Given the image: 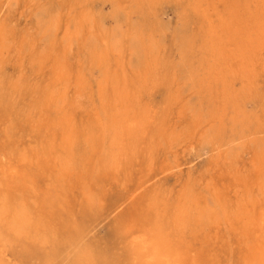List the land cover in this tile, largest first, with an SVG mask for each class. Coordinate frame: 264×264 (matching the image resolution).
I'll return each instance as SVG.
<instances>
[{
  "label": "bare ground",
  "instance_id": "obj_1",
  "mask_svg": "<svg viewBox=\"0 0 264 264\" xmlns=\"http://www.w3.org/2000/svg\"><path fill=\"white\" fill-rule=\"evenodd\" d=\"M94 1L0 0V264H264V0H175L172 34L159 0H108L111 29ZM183 148L203 172L165 189Z\"/></svg>",
  "mask_w": 264,
  "mask_h": 264
},
{
  "label": "rangeland",
  "instance_id": "obj_2",
  "mask_svg": "<svg viewBox=\"0 0 264 264\" xmlns=\"http://www.w3.org/2000/svg\"><path fill=\"white\" fill-rule=\"evenodd\" d=\"M161 2V3H159ZM169 4H168V3ZM93 11H96V16L97 18H100V21L104 22V24L111 29V27L113 26L114 22H113V19H112V12L114 11V8L111 4V1H108V0H95L93 3ZM157 7H158V10H161L159 12V18L162 17V20H161V23L162 25H166L168 24L169 26V30H168V33L169 34H172L171 32L177 28V26H181L182 25V19L180 17V14H181V7L180 6H176V1L175 0H159L158 3H157ZM173 5V6H172ZM162 8H161V7ZM172 6V7H171ZM176 6V7H174ZM178 7V8H177ZM160 8V9H159ZM180 9V10H179ZM163 10V11H162ZM175 10V11H174ZM176 10H179V11H176ZM7 12L5 11L4 14H6ZM164 13V14H163ZM166 15V16H165ZM24 17V18H22ZM29 16L27 15H24V16H20V14H16V17L14 18V23L13 24H16V27H17V30H16V27L13 28V30L15 31L16 30V34H20L21 32L27 30L30 25H31V21H30V17L28 18ZM18 18L20 20H18ZM27 18V19H26ZM165 18L167 20H165ZM16 19V20H15ZM134 19H137L135 16H134ZM180 20V21H179ZM17 21H19L17 23ZM28 21V22H27ZM165 21H167V23H165ZM171 21V22H170ZM27 22V26L24 25V26H21L23 25L24 23ZM174 22V23H172ZM165 23V24H164ZM178 23V24H176ZM15 26V25H14ZM178 26V27H179ZM22 27V28H21ZM20 29V30H19ZM19 30V31H18ZM19 32V33H18ZM14 56V54H13ZM19 57H15L13 60H12V65L10 67V73L12 75H16L18 73V70H19V64H20V59H18ZM175 58V55L173 57V59ZM15 60V61H14ZM15 63V64H14ZM18 67H16V66ZM17 69V70H16ZM13 70V71H11ZM99 69L95 68L93 69V71L91 72V74L89 75V80H90V83L93 84L91 85L92 86V89L89 90L86 95H84V97H81V99H83V106L85 108L83 114H85V118L86 119H89V120H93L97 117L99 118H102L104 120H106V115L108 114V110H111V99L108 100V103L107 101H104V98L103 96L98 92V80L100 79L99 77ZM97 73V74H96ZM95 74V76L93 75ZM93 75V76H92ZM92 79H91V78ZM33 78V77H31ZM99 78V79H98ZM98 79V80H97ZM97 81V83H96ZM96 83V84H95ZM110 83V86H111V81L109 82ZM264 84V81L262 82ZM167 82L164 81L163 84H159L154 91H152V93L150 94L149 92H147L144 96V99H145V102L148 103L149 105L153 106L154 108L158 109L161 114L165 115L167 113V103H168V100L170 98L169 96V93L170 91L167 89ZM95 88V90H94ZM168 91V92H167ZM92 95H91V93ZM98 93L97 95H94ZM72 94H76V92L73 91ZM159 95V96H158ZM95 97V98H94ZM97 97V99H96ZM99 97H101L99 99ZM167 98V99H166ZM95 99V100H94ZM100 100V101H99ZM99 102L101 104H99ZM102 102L104 104H102ZM94 104V105H93ZM89 105V106H88ZM95 107H93V106ZM99 107V109L97 108ZM103 107V109H102ZM92 108V109H91ZM96 108V109H95ZM105 109V110H104ZM98 110V111H97ZM105 114H104V112ZM99 113V114H98ZM169 113V112H168ZM168 113L166 115H168ZM103 114V115H102ZM95 115V116H94ZM104 116V117H103ZM93 123H91L92 125ZM97 130L95 128V125H92V130ZM98 133V132H97ZM184 149V148H183ZM185 150V149H184ZM180 150L179 151V159H180V162H182L181 166H180V169L178 170H175L173 173L172 172H169V173H163V174H160V182L162 185L165 186V189L168 188V187H172V186H176V185H179L182 183V181L186 180L189 176H198L200 175L202 172H203V169H201L203 166H204V163L203 161L205 160V157H196V154L194 153H189V151L187 150ZM166 150H160V151H157L156 153V160L157 162L160 164L161 161L163 162L165 158H167L166 156ZM182 153V154H181ZM187 153V155H186ZM189 153V154H188ZM148 154L149 153H145L141 158L142 160H145L147 157H148ZM185 154V155H184ZM168 156H171L170 154L167 153ZM194 157H193V156ZM147 156V157H146ZM172 158V157H170ZM169 158V159H170ZM194 158V159H193ZM199 158V159H198ZM193 159V160H192ZM201 159V160H200ZM197 160L199 163H197ZM207 160V159H206ZM193 161V162H192ZM187 163V164H186ZM202 163H203V166H202ZM195 165V166H194ZM194 166V167H193ZM204 168V167H203ZM188 169V170H187ZM200 171V172H198ZM178 188V187H176ZM108 214V215H107ZM84 216V219H86V222L88 223V226L90 228L92 227H95L96 226V232H94L89 238H88V242H92L94 243L95 245H98V244H101V243H104V241H108V244L110 243L111 244V227L113 226L114 222H115V218H110L111 217V213H110V210L108 212H105L103 213L102 215H99V219L95 220V214L93 216L89 215L87 216V213L83 212L82 214ZM89 217V219H88ZM94 218V220H93ZM92 219V220H91ZM92 221V222H91ZM95 221V222H94ZM86 223V225H87ZM99 223V224H98ZM113 223V224H112ZM92 224V225H91ZM95 224V225H94ZM101 228L99 229L98 227ZM105 227V228H104ZM105 229V230H104ZM110 233V234H109ZM105 235H108V236H105ZM102 238H101V237ZM100 237V239H98ZM105 237V238H104ZM108 237V239H107ZM102 239V240H101ZM96 240V241H95ZM100 240V241H99ZM110 241V242H109ZM97 244H96V243ZM107 243V242H106Z\"/></svg>",
  "mask_w": 264,
  "mask_h": 264
}]
</instances>
